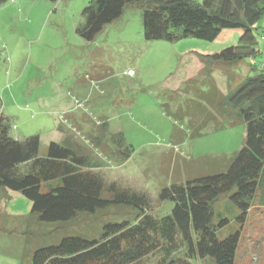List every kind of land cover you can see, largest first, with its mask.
I'll use <instances>...</instances> for the list:
<instances>
[{
    "label": "rangeland",
    "instance_id": "rangeland-1",
    "mask_svg": "<svg viewBox=\"0 0 264 264\" xmlns=\"http://www.w3.org/2000/svg\"><path fill=\"white\" fill-rule=\"evenodd\" d=\"M92 1L8 0L1 4L0 113L10 137L18 141L39 137L40 158L48 156L52 142L64 144L70 140L84 148L85 170L99 173L107 184L116 183L145 195L149 201L145 212L162 219L171 215L175 206L172 201L159 200L163 189L226 172L244 146L246 125L241 121L220 132L206 129L202 137L177 142V129L190 132L187 121L169 117L163 108L169 103L175 113L194 98L173 93L199 74V55L240 47L242 32L224 30L213 42L196 38L146 41L144 10L134 7L94 42H86L76 29L84 23L82 11ZM257 28L258 70L250 69V60L219 66L216 79L223 89L230 75L239 84L264 71V19ZM120 134L124 143L115 141ZM95 138H104L103 143L117 154L96 145ZM29 172L31 165L18 169L20 175ZM2 191L0 264H28L37 248L55 243L65 231L37 224L30 216V200L18 192ZM261 195L259 189L244 221L229 197H221L214 205L213 225L218 239L240 233L236 264H264ZM135 215L136 211L121 208L111 210L103 220L134 219ZM103 220L88 219L69 229L97 231ZM159 239L160 249L136 264H215L211 258H189L179 233L174 246Z\"/></svg>",
    "mask_w": 264,
    "mask_h": 264
},
{
    "label": "trees",
    "instance_id": "trees-1",
    "mask_svg": "<svg viewBox=\"0 0 264 264\" xmlns=\"http://www.w3.org/2000/svg\"><path fill=\"white\" fill-rule=\"evenodd\" d=\"M6 1L0 0V6ZM134 7L144 10L146 41L196 38L213 42L224 30L242 32L240 47L199 55L202 70L173 93L194 98L180 105L175 113L169 103L163 104V108L169 117L187 121L190 132L185 134L177 129L174 133L177 142L186 137H202L206 129L220 132L241 121L246 125L244 146L226 172L163 189L159 200L172 201L175 206L171 215L155 219L145 212L149 202L145 195L122 189L116 183L107 184L99 173L85 170L84 148L70 140L64 144L52 142L48 156L40 158L39 137L25 141L10 137L0 113V190L18 192L30 200V216L37 224L65 231L55 243L37 248L28 264H136L160 249V237L174 246L178 233L187 246L189 258L236 264L240 233L218 239L213 225L214 205L221 197H229L242 212L240 220L244 221L261 189L260 203L264 206V71L239 84L229 77L227 95L219 90L214 77L219 66L244 60H250L251 70H258L255 58L260 52L255 32L264 19V0H93L83 9L84 23L76 32L86 42H94L127 9ZM103 139L93 141L116 155ZM115 141L124 143L125 139L120 134ZM22 165H31L28 175L18 174ZM121 208L136 211L135 218L103 220L111 210ZM88 219H102L103 224L97 231L69 229Z\"/></svg>",
    "mask_w": 264,
    "mask_h": 264
},
{
    "label": "crops",
    "instance_id": "crops-1",
    "mask_svg": "<svg viewBox=\"0 0 264 264\" xmlns=\"http://www.w3.org/2000/svg\"><path fill=\"white\" fill-rule=\"evenodd\" d=\"M199 63H201L200 65H201V68L199 69V71L197 72V74L201 71V69L203 68V63L201 62V60H200V58H199ZM218 70L219 69H216L215 70V73H214V77H215V80H216V82H217V79H216V74H218L219 72H218ZM227 74H229V73H227ZM230 75V74H229ZM197 76V75H196ZM196 76H194V77H196ZM230 78L231 79H233V80H235L234 79V76H232V75H230ZM189 79H187L186 81H188ZM186 81H184L182 84H184ZM227 85H226V89H223L222 87H220L219 85H218V82H217V85H218V88H219V90L224 94V95H227L228 94V92H229V81L227 80ZM236 83V80L234 81V84ZM233 84V85H234ZM237 84V83H236ZM180 87H182V85H180ZM0 191H2V190H0ZM2 192H5V191H2ZM7 195H8V193L7 192H5Z\"/></svg>",
    "mask_w": 264,
    "mask_h": 264
},
{
    "label": "built area",
    "instance_id": "built-area-1",
    "mask_svg": "<svg viewBox=\"0 0 264 264\" xmlns=\"http://www.w3.org/2000/svg\"><path fill=\"white\" fill-rule=\"evenodd\" d=\"M253 62V61H252Z\"/></svg>",
    "mask_w": 264,
    "mask_h": 264
}]
</instances>
